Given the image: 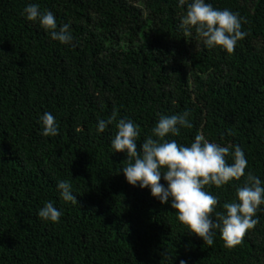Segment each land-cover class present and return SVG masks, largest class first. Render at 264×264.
<instances>
[{"label": "trees", "instance_id": "1", "mask_svg": "<svg viewBox=\"0 0 264 264\" xmlns=\"http://www.w3.org/2000/svg\"><path fill=\"white\" fill-rule=\"evenodd\" d=\"M208 2L246 21L232 53L180 29L177 0H0V264H264V205L241 244L226 248L219 232L204 244L118 172L126 154L110 148L114 124L96 132L113 112L128 117L141 127L139 150L158 114L188 109L193 127L167 139L187 145L199 132L239 145L245 172L264 182V0ZM28 3L69 24L73 41L27 21ZM44 112L57 136L39 134ZM61 179L78 203L60 198ZM242 184L205 190L219 211ZM45 201L62 210L58 223L37 216Z\"/></svg>", "mask_w": 264, "mask_h": 264}, {"label": "clouds", "instance_id": "2", "mask_svg": "<svg viewBox=\"0 0 264 264\" xmlns=\"http://www.w3.org/2000/svg\"><path fill=\"white\" fill-rule=\"evenodd\" d=\"M178 6L186 11L179 17V28L186 34L193 30L197 39L207 49L221 48L232 53L238 41L248 33L242 30L243 17L230 9L214 8L208 0H177ZM27 21L38 22L52 40L68 45L73 41L70 25L58 26L54 13L40 10L36 3H28L22 10ZM190 111L166 115L158 114V120L137 147L141 127L128 117L117 119L113 112L107 120L100 119L97 134L105 132L114 124L115 132L110 140L112 152H124L126 163L119 169L126 181L141 189L147 188L161 204H170L176 211L177 220L188 228V232L202 238L204 244L212 246L219 232L226 248L241 244L245 234L257 224L256 213L264 205V182L250 170L246 173L247 159L239 145H222L210 141L197 133L190 144H178L167 139L181 134L182 128L193 127ZM40 135L54 137L60 128L50 112L40 118ZM79 131V129H77ZM229 158L231 163L228 162ZM243 184L236 188V199L224 202L217 210L218 198L205 190V186L221 188L233 180ZM161 179L166 183H161ZM60 198L76 204L77 195L66 179L57 181ZM45 222L58 223L62 210L53 202L45 201L37 211ZM179 264H187L180 260Z\"/></svg>", "mask_w": 264, "mask_h": 264}]
</instances>
